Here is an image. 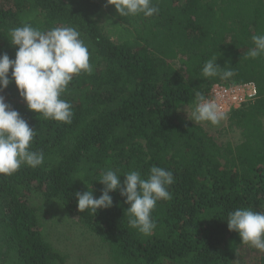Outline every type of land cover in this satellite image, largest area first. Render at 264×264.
I'll list each match as a JSON object with an SVG mask.
<instances>
[{
  "label": "trees",
  "instance_id": "trees-1",
  "mask_svg": "<svg viewBox=\"0 0 264 264\" xmlns=\"http://www.w3.org/2000/svg\"><path fill=\"white\" fill-rule=\"evenodd\" d=\"M152 2L159 14L146 18L121 17L107 0H0V54L15 59L9 30L24 22L68 25L81 33L93 67L61 97L73 106L71 124L29 111L14 83L0 92L36 131L31 150L45 157L40 167L0 175V264H66L42 232L36 193L59 201L112 264H234L242 243L228 230V214L264 210V57L246 56L252 36L264 33V0ZM213 56L236 74L203 77ZM249 81L257 100L228 116L242 138L235 145L220 147L179 114L215 83ZM152 166L171 171L175 183L171 199L152 212L150 236L129 226L119 192L110 193L111 208L79 212L76 193L99 198L102 171L139 170L146 178Z\"/></svg>",
  "mask_w": 264,
  "mask_h": 264
},
{
  "label": "clouds",
  "instance_id": "clouds-1",
  "mask_svg": "<svg viewBox=\"0 0 264 264\" xmlns=\"http://www.w3.org/2000/svg\"><path fill=\"white\" fill-rule=\"evenodd\" d=\"M121 17L159 14V8L152 0H107ZM10 44L17 49L15 59L7 53L0 54V92L15 84L27 109L45 119L71 124L73 106L62 99L74 76L91 74L90 51L81 33L73 26H56L42 29L24 22L9 30ZM253 47L247 58L264 57V33L252 36ZM213 56L202 68L205 78H232L236 73L231 67L221 68ZM11 69V77L9 70ZM191 107L193 123L208 122L218 126L227 119V113L215 98L197 92ZM36 131L29 126L18 111L5 102L0 95V175L15 174L22 166L37 168L43 165L42 152L31 150ZM124 180L121 183L120 177ZM103 191L94 198L91 190L76 193L79 212L90 210L96 214L100 209L113 206L110 193L119 192L127 208L128 224L142 236H150L157 225L152 212L158 201L171 199L169 187L175 183L173 173L162 167L152 166L146 178L139 170L118 174L111 168L102 171L99 177ZM227 226L230 232L238 234L242 244L264 253V210L237 208L228 214Z\"/></svg>",
  "mask_w": 264,
  "mask_h": 264
},
{
  "label": "rangeland",
  "instance_id": "rangeland-1",
  "mask_svg": "<svg viewBox=\"0 0 264 264\" xmlns=\"http://www.w3.org/2000/svg\"><path fill=\"white\" fill-rule=\"evenodd\" d=\"M173 65L180 68L176 62H173ZM191 105L193 104L179 109L182 118L189 122H192L189 120ZM262 121L264 123V116ZM194 124L201 126L220 147L227 144L235 145L242 140L238 127L233 125V120L229 117L218 126L208 122ZM32 205L40 216L42 232L47 242L65 257L66 264H112L106 249L83 228L78 219L68 216L67 210L59 201L46 200L43 194L36 193ZM261 255L258 250L242 244L234 264H259Z\"/></svg>",
  "mask_w": 264,
  "mask_h": 264
},
{
  "label": "built area",
  "instance_id": "built-area-1",
  "mask_svg": "<svg viewBox=\"0 0 264 264\" xmlns=\"http://www.w3.org/2000/svg\"><path fill=\"white\" fill-rule=\"evenodd\" d=\"M257 94L256 84L249 81L237 84L215 83L205 96L215 98L228 117L243 106L254 103L258 98Z\"/></svg>",
  "mask_w": 264,
  "mask_h": 264
}]
</instances>
